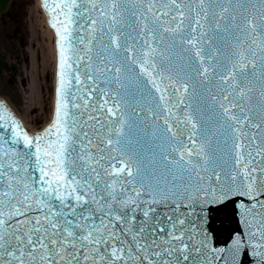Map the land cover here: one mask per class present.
I'll return each mask as SVG.
<instances>
[{
	"label": "snow or ice",
	"instance_id": "obj_1",
	"mask_svg": "<svg viewBox=\"0 0 264 264\" xmlns=\"http://www.w3.org/2000/svg\"><path fill=\"white\" fill-rule=\"evenodd\" d=\"M45 8L55 120L32 137L0 105V264H230L194 219L230 195L264 264V0Z\"/></svg>",
	"mask_w": 264,
	"mask_h": 264
},
{
	"label": "rangeland",
	"instance_id": "obj_2",
	"mask_svg": "<svg viewBox=\"0 0 264 264\" xmlns=\"http://www.w3.org/2000/svg\"><path fill=\"white\" fill-rule=\"evenodd\" d=\"M36 20L39 25L32 32ZM43 29L38 0H12L0 15V55L7 64L0 70V98H5L29 132L45 127L53 113L55 60ZM10 65L17 67L13 76Z\"/></svg>",
	"mask_w": 264,
	"mask_h": 264
},
{
	"label": "water",
	"instance_id": "obj_3",
	"mask_svg": "<svg viewBox=\"0 0 264 264\" xmlns=\"http://www.w3.org/2000/svg\"><path fill=\"white\" fill-rule=\"evenodd\" d=\"M11 0H0V14L3 13ZM58 2V0H57ZM42 9L47 16V24L54 31L56 36V52H57V73H56V102L57 89L59 87V36L56 29L53 28L51 19L52 16L48 9L45 8V0H40ZM49 7H53V0H48ZM62 19V17H61ZM2 68V58L0 56V69ZM11 71L14 73L15 66H11ZM5 100V98H2ZM6 101V100H5ZM55 102V111H56ZM0 105L8 111L12 118L18 121L20 128L26 132L21 122L9 110L5 102L0 100ZM55 120V115H54ZM53 120V122H54ZM50 123V122H49ZM48 123V124H49ZM52 125V124H51ZM51 125L47 126L42 132L35 134H28L29 136L42 135ZM10 132V128L8 130ZM35 132V131H34ZM252 202L248 201L246 197H236L230 195L220 201H208L196 209V216L194 219L198 222V228L201 233L200 239H203L209 249H216L218 254L223 255L227 253L230 264H258V258L252 255V248L250 244L253 243L248 235L249 229L245 223L248 216L245 208ZM237 241L240 242V250L233 255L234 246Z\"/></svg>",
	"mask_w": 264,
	"mask_h": 264
},
{
	"label": "bare ground",
	"instance_id": "obj_4",
	"mask_svg": "<svg viewBox=\"0 0 264 264\" xmlns=\"http://www.w3.org/2000/svg\"><path fill=\"white\" fill-rule=\"evenodd\" d=\"M38 8H39V12L42 16V28L44 27V29L42 30V35H43V39L46 37L45 35H48L51 41V46H52V52H53V58L55 60V49H54V34L52 32V30L47 26L46 24V17L45 14H43V11L41 10L39 3H38ZM39 25V21L36 20V22L34 23V25L32 26L31 31H35V27ZM30 61L32 63H34V55H30Z\"/></svg>",
	"mask_w": 264,
	"mask_h": 264
},
{
	"label": "flooded vegetation",
	"instance_id": "obj_5",
	"mask_svg": "<svg viewBox=\"0 0 264 264\" xmlns=\"http://www.w3.org/2000/svg\"><path fill=\"white\" fill-rule=\"evenodd\" d=\"M3 63L6 64V63H5V59H3ZM5 67H6V66H4L3 69H4ZM9 69H10V68H9Z\"/></svg>",
	"mask_w": 264,
	"mask_h": 264
}]
</instances>
